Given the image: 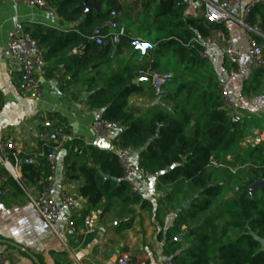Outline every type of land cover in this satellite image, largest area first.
Instances as JSON below:
<instances>
[{"label":"trees","instance_id":"trees-1","mask_svg":"<svg viewBox=\"0 0 264 264\" xmlns=\"http://www.w3.org/2000/svg\"><path fill=\"white\" fill-rule=\"evenodd\" d=\"M120 1L47 0L63 21L77 23L78 31L65 37L48 30L38 44L62 51L64 55L69 52L64 67L74 77L86 73L89 106L119 124L115 142L133 148L136 163L154 174L160 186L173 185L172 192L166 190L165 205H157L154 211L156 218L165 210L175 212L171 229L186 245L173 242L167 250L171 260L177 264H264V190L248 193L253 182L264 179V146H253L245 154L244 160L250 166L245 180L235 183L236 175L217 167L222 152L232 149L238 152L243 134L223 109L217 83H211L208 78L205 85L208 93L204 92L206 78L200 71L205 59L199 57L200 47L195 40L203 39L219 28V24L202 16H186L184 0H132L127 6ZM82 3L95 4L86 16ZM111 10L116 12L117 26L103 27L101 34L109 33L111 38L97 44L88 37L93 28L108 19ZM135 12L132 21L128 17ZM114 31L152 44L154 48L148 51L147 61L151 69L173 72L168 93L158 96L174 103L172 111L150 109L140 114L137 107L128 104L129 95L141 90V83L134 80L137 71L145 69L147 63L126 66L120 72H105L104 76L100 72L88 76L90 71L109 66L119 47H134L127 40H118ZM74 46L79 47L80 53H71ZM168 57L171 61L163 66ZM186 71L193 74V79H183L181 73ZM184 90L185 102L180 106L179 94ZM192 95L194 102L189 105ZM61 148L66 151L64 161L70 163L71 178H83L78 192L87 198L90 207L106 210L110 200L116 198L124 205L136 204L151 210L149 201L131 192L120 164L108 151L85 146L77 138L66 140ZM76 153L79 159H71ZM82 157L90 160V166ZM210 159L216 164H210ZM21 171L25 180L38 178L32 164H22ZM101 172L108 177L104 178ZM229 189L232 193L225 197ZM186 191L193 197L188 209L178 200ZM174 192L180 193L177 199L169 195ZM132 219L133 214L124 226L129 227ZM167 237L169 240L170 236Z\"/></svg>","mask_w":264,"mask_h":264},{"label":"crops","instance_id":"crops-1","mask_svg":"<svg viewBox=\"0 0 264 264\" xmlns=\"http://www.w3.org/2000/svg\"><path fill=\"white\" fill-rule=\"evenodd\" d=\"M131 1L120 2L121 5L127 6ZM184 1L186 16H201L198 0ZM247 1L239 0L230 10L231 17L219 23V28L232 40L240 55L237 74L230 76L232 66L221 55L220 46L212 48L216 55L203 60L200 71L202 77L206 78L203 86L209 82L208 78L211 83H217V87L219 83H227L233 100L227 115L232 122H237V127L243 133L238 143V152H222L217 162V167L228 170L230 167L239 169L249 166L248 161L244 160L247 151L256 145L264 146V74L261 68L253 64L250 56L251 38L260 44L264 54V32L257 29V26L264 28V3L252 9L245 20L247 27L240 22ZM135 15L136 12L131 13L128 18L133 21ZM16 23L22 24L37 41L48 30L65 37H71V34L78 31L77 23L63 21L50 4L47 9H39L30 7L23 1L0 0V143L6 139L12 141V148L6 149L5 153L18 173L17 178H14L6 168L0 166L7 188L6 194L0 198V254L7 258L9 264H68L74 257L85 264H110L120 253H129L149 264H163L171 258L167 250L173 242L182 243V247L185 243L182 242L181 236L175 235L171 229L175 216L173 210H165L157 218L154 216L156 206L165 205L166 190L172 192L173 189V185L160 186L155 176L137 181L139 194L149 201L151 210L136 204L124 205L118 199L112 198L106 210L99 208L102 214L97 218L96 231L92 234L84 232V209L73 212L75 229L72 231L67 227V220L71 215L69 212H64L52 229L33 207L30 198L42 188L48 173L42 154L46 148L45 144L48 143L47 137L54 119L65 122L69 128L70 139H80L85 146H96L107 151L113 141L97 140L91 129L92 121L100 112L88 104L90 91L85 82L86 73L81 72L74 77L71 72L66 71L64 63L69 52L64 55L62 51L52 50L49 46L41 44L46 62V73L40 79L41 96L34 98L18 89L19 71L10 66L6 58L7 40ZM112 33L117 39L119 36H127L122 32ZM117 50L114 56L116 48H113L114 57L109 66L90 71L88 76H93L96 72H100L101 76H104L105 72H120L126 66L144 65L149 59L150 50L144 54L135 47H119ZM170 61L171 58L168 57L162 65ZM169 72L173 74L172 71ZM181 75L185 81L193 79V74L189 71ZM136 79L140 80L138 83H141V90L129 95V105L137 107L140 114L150 109L172 111L173 102L169 103L161 97L150 99L148 95L153 92L150 86L145 85L147 79L139 75ZM204 88L207 94V86ZM168 90L167 87L165 93H168ZM201 91L200 89L197 93L200 95ZM185 94L186 90L179 94L180 106L184 105L185 100L182 97ZM188 102L189 105L193 104L194 95L190 96ZM77 153L71 159L78 160ZM65 158L66 151L61 148L57 153V166L50 182V196L56 202L60 200L63 192L76 191L84 183L83 178H71L72 173L68 168L70 163L65 162ZM82 158L87 166H90V160ZM22 164H32L38 178L23 179ZM101 174L108 177L106 173ZM184 185L182 184V187ZM179 194L169 193L176 199ZM88 208L95 207L88 205ZM174 209L177 210V207ZM131 214L132 222L129 227H125L124 224ZM177 235L180 238L172 240ZM167 236H170L169 240Z\"/></svg>","mask_w":264,"mask_h":264},{"label":"built area","instance_id":"built-area-1","mask_svg":"<svg viewBox=\"0 0 264 264\" xmlns=\"http://www.w3.org/2000/svg\"><path fill=\"white\" fill-rule=\"evenodd\" d=\"M23 1L30 7L39 9L49 8L47 0H17ZM239 0H198L201 5V16L208 21L221 23L228 17H231L230 10L236 5ZM264 3V0H248L243 8V19L240 22L247 26L245 22L253 8L259 4ZM117 26L116 12L111 10L109 17L100 26L93 28L89 39L101 44L106 38H111L110 34H101L103 27L115 29ZM199 45L198 51L201 59H210L216 55L213 51L214 46H220L221 55L232 66L230 76L237 74V66L240 62V55L237 52L232 40L225 35L220 29H213L203 39L195 40ZM80 53L79 47H73L71 53ZM250 56L253 64L263 70L264 74V54L260 44L255 39H250ZM6 58L13 68L19 71L18 89L26 92L34 98L41 96V81L40 79L46 73V62L44 59L43 49L38 44L37 40L24 29L23 25L16 23L11 30L6 46ZM145 69H139L137 74L149 81V86L156 96H161L165 93V87L172 79L171 72L152 70L149 63ZM220 91V99L223 104V109L228 112L233 105V100L230 95L228 85L226 82L218 84ZM91 129L97 140L113 141V145L108 148V152L116 158L123 170V179L128 182L131 192L139 194L138 180H147L154 177L143 167L139 166L135 161L136 152L131 147H123L115 142L120 126L117 122L108 120L102 117L101 114L95 118L91 123ZM48 143L45 144L47 152L43 153L45 165L48 173L45 176V183L35 196L30 198V201L37 211L38 215L46 222V224L54 229L55 224L59 221L64 212H69L70 217L67 220V227L70 230L75 229V218L73 212L83 210L82 224L86 234H92L96 231L97 218L102 214L99 208H88V200L79 194L78 190H69L61 194L58 202L50 196V182L52 181V174L57 166V153L61 149L62 144L71 138L68 125L59 120L52 121L51 131L48 134ZM12 148V141L6 139L0 143V166L6 168L10 174L17 178L16 168L11 164L8 154L5 150ZM210 164H216L210 159ZM7 192L4 184V177L0 171V198ZM0 264H9L7 258L0 254ZM68 264H85L82 260L72 258ZM110 264H149L146 260L135 258L129 253H120ZM163 264H177L171 259H167ZM208 264H215L209 262Z\"/></svg>","mask_w":264,"mask_h":264},{"label":"water","instance_id":"water-1","mask_svg":"<svg viewBox=\"0 0 264 264\" xmlns=\"http://www.w3.org/2000/svg\"><path fill=\"white\" fill-rule=\"evenodd\" d=\"M82 6L84 7V11H83V14L86 16L90 9L93 8L95 6L94 3L88 5L86 3H82ZM257 29L261 30L262 32H264V28H262L261 26H257ZM119 40H127L130 44L134 45V47L136 49H139L140 52L142 54H144L147 50H152L153 49V46L147 42H143V41H140L138 39H133V38H130V37H127V36H119L118 38ZM138 45H140L138 47ZM143 45H148V47H143ZM140 80L139 79H135L134 80V83H138ZM104 177H107L106 175L103 174ZM254 189H260V190H264V179H260V180H257L255 182H253L249 188H248V193L251 195L253 190ZM192 201V199H190L189 201H187L185 204H184V208L185 207H188L190 205V202ZM180 237L177 235L175 236V238H173L172 240H177L179 239ZM32 259L37 263V260L31 255Z\"/></svg>","mask_w":264,"mask_h":264},{"label":"rangeland","instance_id":"rangeland-1","mask_svg":"<svg viewBox=\"0 0 264 264\" xmlns=\"http://www.w3.org/2000/svg\"><path fill=\"white\" fill-rule=\"evenodd\" d=\"M131 3V2H130ZM129 3V4H130ZM137 14V13H136ZM136 16V15H135ZM141 21V20H140ZM122 24V21H121V23H120V25ZM134 27H135V25H131V29L133 30L134 29ZM147 43H149V42H147ZM131 48V47H130ZM145 85H147V86H149V81L147 80L146 82H145ZM166 89H167V87L165 88V91H166ZM165 94V93H164ZM148 96H150L149 98L150 99H154V98H160V97H158V96H156V95H154V94H152V95H148ZM152 96V97H151ZM234 149H232L231 151H230V153H232L233 154V151ZM249 168H250V166H247V167H242V168H237V169H235V167H230L229 168V171L232 173V174H234V175H236V177H235V183H237V182H239V181H241V180H245L246 178H247V172H248V170H249ZM228 186H230V185H228ZM228 188V187H227ZM182 190L184 191V190H186L185 189V185L182 187ZM231 193H232V191H231V189H229L228 190V193H227V195L225 196V197H228L229 195H231ZM189 193H188V191H186V195L181 199H179V202H181L182 203V206L184 207V204L187 202V201H189L190 199H192L193 197L192 196H189ZM192 201H193V199H192ZM192 201L190 202V205L188 206V207H185V209H188L190 206H191V204H192ZM173 204V203H172ZM186 245V244H185Z\"/></svg>","mask_w":264,"mask_h":264},{"label":"snow or ice","instance_id":"snow-or-ice-1","mask_svg":"<svg viewBox=\"0 0 264 264\" xmlns=\"http://www.w3.org/2000/svg\"><path fill=\"white\" fill-rule=\"evenodd\" d=\"M140 45H138V47H139ZM143 47H148V45H143Z\"/></svg>","mask_w":264,"mask_h":264}]
</instances>
